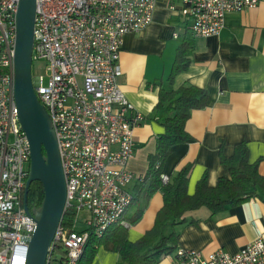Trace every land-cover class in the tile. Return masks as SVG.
<instances>
[{"label": "built area", "instance_id": "1", "mask_svg": "<svg viewBox=\"0 0 264 264\" xmlns=\"http://www.w3.org/2000/svg\"><path fill=\"white\" fill-rule=\"evenodd\" d=\"M264 0H177L169 10L184 17L193 38L218 35L230 11ZM19 0H0V264H26L36 222L23 206L30 148L14 99V50ZM157 0H35L32 63L45 74L32 75L38 100L50 116L65 178L67 208L88 217L84 229L66 231L61 222L55 244L65 257L56 264H78L90 232L101 236L124 219L134 174L127 162L134 150V127L144 117L119 87V55L127 34L152 21ZM174 38H178L176 34ZM162 182L169 176L160 175ZM176 264H264V239L257 237L236 253L223 249L204 255L177 247Z\"/></svg>", "mask_w": 264, "mask_h": 264}, {"label": "crops", "instance_id": "2", "mask_svg": "<svg viewBox=\"0 0 264 264\" xmlns=\"http://www.w3.org/2000/svg\"><path fill=\"white\" fill-rule=\"evenodd\" d=\"M172 2L177 0H157L151 23L138 34H127L119 55V87L134 111L144 117L134 127V150L126 166L134 174L127 187L134 200L124 218L131 221L135 212L142 210L140 218L128 228L130 241L152 227L163 203L161 190L148 198L144 197L145 188L141 190L148 154L154 152L155 139L164 132L162 124L153 118L160 86L177 89L189 84L208 92L205 106L193 110L186 122L189 139L172 148L163 163V173L171 176L184 164H192L188 193L195 192L204 174L207 185L213 187L219 177H229L218 156L223 139L225 156L233 153L236 143L246 140L249 162L258 160L259 174L264 177V3L226 13L218 35L192 37L195 46L189 66L169 85L166 79L175 49L189 27L184 17L169 10ZM187 34L191 36L190 28ZM153 85L155 89L149 87ZM257 191V196L212 215L204 208L186 213L187 223L174 227L178 247L204 255L217 249L236 253L255 238L264 239V190ZM88 215L82 210L78 218L83 220ZM74 228L84 229L83 222H76ZM170 230L166 227L165 234ZM118 263V253L100 247L90 264ZM157 264H176L173 252Z\"/></svg>", "mask_w": 264, "mask_h": 264}, {"label": "trees", "instance_id": "3", "mask_svg": "<svg viewBox=\"0 0 264 264\" xmlns=\"http://www.w3.org/2000/svg\"><path fill=\"white\" fill-rule=\"evenodd\" d=\"M189 27L175 49L166 82L171 85L175 75L186 70L190 56L194 50V39L188 36ZM155 89V85L149 86ZM158 100L153 108V118L164 127V132L155 139V150L148 154V167L142 178L144 197H150L161 190L163 203L157 211L153 225L135 241L128 238V227L120 223L110 225L101 236L90 232L78 264H90L97 249L102 247L118 253V264H157L158 261L171 254L178 247V235L174 230L177 225L187 223L185 215L188 212L204 208L209 215L238 205L258 195V189L264 190V177L259 174L258 160L249 162L247 141L242 140L233 147V153L225 156L223 147L225 141H220L218 156L229 177H219L213 187L207 185L204 174L196 183L195 192L189 194L187 184L192 164H184L179 170L169 176L167 182H162L160 175L166 157L172 148L189 139L186 122L193 110L205 106L208 98L206 89L184 84L177 89L159 87ZM43 198L42 188L38 182H33L27 193V206L33 214L40 206ZM134 200L132 197L131 204ZM130 204V205H131ZM142 210L135 212L129 224H134L140 218ZM76 211L67 208L63 212L61 226L68 232L74 228ZM125 219V218H124ZM126 220V219H125ZM170 227L165 234V228ZM65 257L62 244H55L49 264H56Z\"/></svg>", "mask_w": 264, "mask_h": 264}, {"label": "water", "instance_id": "4", "mask_svg": "<svg viewBox=\"0 0 264 264\" xmlns=\"http://www.w3.org/2000/svg\"><path fill=\"white\" fill-rule=\"evenodd\" d=\"M34 17L35 0H19L14 50V99L19 123L30 148L23 206L36 222L28 241L26 264H47L48 248L64 212L66 185L50 116L34 90L31 73ZM33 182L40 184L43 198L32 214L27 206V193Z\"/></svg>", "mask_w": 264, "mask_h": 264}, {"label": "rangeland", "instance_id": "5", "mask_svg": "<svg viewBox=\"0 0 264 264\" xmlns=\"http://www.w3.org/2000/svg\"><path fill=\"white\" fill-rule=\"evenodd\" d=\"M31 73L32 75H38V74H45V66L42 61H34L32 63V68H31ZM79 216V213H78ZM80 217V216H79ZM81 221L79 218L76 220V222ZM80 225V224H78Z\"/></svg>", "mask_w": 264, "mask_h": 264}]
</instances>
